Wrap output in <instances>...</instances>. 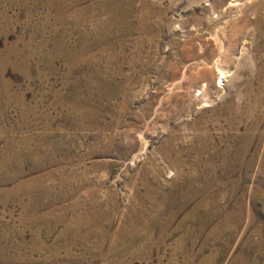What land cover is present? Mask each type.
<instances>
[{"label": "rangeland", "instance_id": "rangeland-1", "mask_svg": "<svg viewBox=\"0 0 264 264\" xmlns=\"http://www.w3.org/2000/svg\"><path fill=\"white\" fill-rule=\"evenodd\" d=\"M0 56V264H264V0H0Z\"/></svg>", "mask_w": 264, "mask_h": 264}, {"label": "bare ground", "instance_id": "bare-ground-1", "mask_svg": "<svg viewBox=\"0 0 264 264\" xmlns=\"http://www.w3.org/2000/svg\"><path fill=\"white\" fill-rule=\"evenodd\" d=\"M114 18V17H113ZM102 25V24H101ZM5 61V59L3 58V57H1L0 56V66L2 65V63ZM220 73H222L221 71H220ZM221 78H222V76H221ZM5 89V83L3 82V81H1L0 80V91H2V90H4ZM19 157V156H18ZM8 159H10V158H8ZM5 162H8L9 163V161L8 160H6ZM18 162H20V161H18ZM14 178H20L21 177V175H20V173H18V174H14V176H13ZM22 186L23 185H19V186H16V187H14V188H10V190H9V192H12V191H14L15 190V192L17 191V190H20L21 188H22ZM142 216V215H141ZM140 216V217H141ZM137 220V219H136ZM144 220V219H143ZM137 222H139L138 220H137ZM140 223V222H139ZM138 225V224H137ZM130 227V226H129ZM132 227V226H131ZM122 231V230H121ZM120 231V232H121ZM14 260V258H10L9 260H6V261H3L4 262V264H11L10 263V261H13ZM2 261V260H1ZM1 261H0V263H1ZM26 261H28V260H26ZM15 263H21V262H15ZM32 263V260L31 261H29L27 264H31ZM22 264V263H21Z\"/></svg>", "mask_w": 264, "mask_h": 264}]
</instances>
